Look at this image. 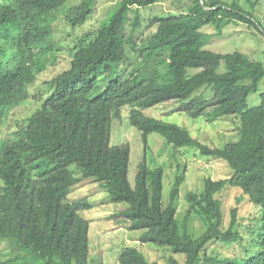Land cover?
<instances>
[{
	"label": "trees",
	"instance_id": "obj_1",
	"mask_svg": "<svg viewBox=\"0 0 264 264\" xmlns=\"http://www.w3.org/2000/svg\"><path fill=\"white\" fill-rule=\"evenodd\" d=\"M160 1L120 0L107 19L73 42L68 67L41 82L33 93L35 108L0 141V241L15 252L0 258V264H88L89 220L80 211L92 204L68 198L81 178L99 183L112 201L127 204L120 213L122 221L128 229L142 231L140 242L184 255L182 263L170 258L171 264H264V91L260 104L247 103L264 80V62L240 51L208 50L204 46L210 34L199 30L211 24L220 34L228 23L252 26L258 0H245L246 6L240 0H190L184 12L149 18L145 28L154 30L148 34L139 30L138 16L125 33L129 8ZM57 10L56 0L0 1V47L11 42L18 55L11 68L0 61V126L13 108L29 101L28 88L39 73L55 63L63 44L52 33ZM92 10L93 0H81L65 9L64 19L72 28L80 26ZM125 62L132 67L121 68ZM221 62L224 72H219ZM169 100L179 102V111L192 118L203 116L209 123L237 116L238 139L209 146L186 128L142 111ZM125 105L145 145L148 134L155 132L175 147H193L202 155L221 158L232 170L228 178L205 177L201 192L187 193L182 229L175 217L182 175L175 176L169 202L162 207L163 169H149L143 158L131 186L128 143H109L111 119ZM227 185L238 187L261 209L254 237L257 249L246 258L207 252L201 256L210 241L241 239L235 229L236 208L224 228L222 202L215 197ZM192 213L205 225L197 237L186 231ZM21 252L24 256L18 255ZM118 262L159 264L135 247L123 248Z\"/></svg>",
	"mask_w": 264,
	"mask_h": 264
},
{
	"label": "rangeland",
	"instance_id": "obj_2",
	"mask_svg": "<svg viewBox=\"0 0 264 264\" xmlns=\"http://www.w3.org/2000/svg\"><path fill=\"white\" fill-rule=\"evenodd\" d=\"M2 1V0H0ZM81 0H56L58 10L53 22L52 33L56 40H63L61 50L57 52L54 64L39 73L37 79L28 88L31 96L29 101L13 108L7 118L0 126V141L9 137L14 129L15 123L24 118L32 111L33 93L38 92L41 82L54 76L68 67L71 46L76 39L83 34L94 30L102 20L107 19L111 12L118 8L120 0H93V10L88 19L80 26L71 27L64 19L65 9L79 3ZM213 1V0H212ZM230 2L231 0H221ZM255 1V0H254ZM253 11V25L245 23H228L220 34L215 27L205 24L199 28L201 32L210 34V41L204 47L219 53H230L240 51L247 54L251 59L264 62V2L256 1ZM190 0H162L160 2L141 6L138 9L131 7L126 12L125 33H129L131 22L139 17L140 31L148 34L154 27L145 28L147 20L154 16L165 17L178 14L187 10ZM240 4L246 6L245 0ZM127 47L125 46V49ZM127 52V49H126ZM129 51L127 52V55ZM16 47L8 42L6 46L0 47V61L2 67L11 68L18 61ZM133 56V55H132ZM131 56V60H132ZM133 66L138 67L135 62ZM131 63H122L121 68H131ZM195 70H191L194 72ZM225 66L221 62L219 72H224ZM264 91V80L258 85L257 92L248 96L249 107L260 104V94ZM207 95L208 94L207 92ZM178 101L169 100L163 103L143 109L147 116L163 119L186 128L190 135L209 146H223L229 141L238 139L239 119L237 116H226L213 122H207L203 116L192 118L183 111L178 110ZM31 109V110H30ZM130 106L125 105L120 109V114L111 119L109 143L117 145L128 143L129 162L127 178L131 186H134L135 175L139 162L145 159L149 169L161 167L163 169L161 205L165 207L170 199V190L173 186L175 176L181 174L182 182L178 187V196L175 199V217L181 225L184 214L189 207L186 199L188 192H201L204 186V178L210 177L214 180L230 177L232 170L228 163L221 158L202 155L196 148L182 146L175 147L168 143L161 135L152 132L147 136V144L143 143L140 131L129 121ZM29 112V113H30ZM73 168V165L70 166ZM76 170V169H74ZM76 176H80L75 171ZM1 186V180H0ZM215 197L222 202L223 227L229 225L231 209L236 208L238 222L236 228L241 233V239L237 242L210 241L201 252L218 256H231L246 258L253 254L255 246V234L260 225L259 218L261 209L251 203L248 197L242 194L238 187L226 186L215 193ZM69 200L87 199L92 207L80 211V214L89 220V256L88 264H120L118 255L125 247H135L141 251L150 262L159 264H171L170 258H175L180 263L184 255L174 253L165 247L156 246L151 243H142L139 236L141 230L128 229L122 221L121 211L127 207L124 202L112 201L107 191L99 183L91 182L90 179L81 178L71 188ZM205 228L203 221L196 215L191 214L186 222V231L192 237H197ZM15 252L11 251L6 241H0V258L7 259ZM18 255L24 256V253ZM197 264H204L202 261Z\"/></svg>",
	"mask_w": 264,
	"mask_h": 264
}]
</instances>
